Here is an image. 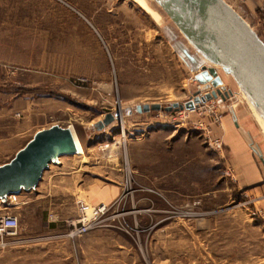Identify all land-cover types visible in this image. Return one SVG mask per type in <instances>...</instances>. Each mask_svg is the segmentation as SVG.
Returning <instances> with one entry per match:
<instances>
[{
    "label": "rangeland",
    "instance_id": "374dc122",
    "mask_svg": "<svg viewBox=\"0 0 264 264\" xmlns=\"http://www.w3.org/2000/svg\"><path fill=\"white\" fill-rule=\"evenodd\" d=\"M137 1L0 0L3 102L72 128L89 147L86 158L65 159L82 168L83 191H115L98 203L79 198L111 209L82 237L70 238L65 223L67 251L32 254L30 245L59 240L21 222L0 238V264H264V165L250 147L264 156V138L250 107L219 70L233 92L225 101L138 114L211 94L196 76L212 65L153 0ZM225 1L241 10L251 0ZM109 114L115 122L99 132ZM164 127L189 134L175 142L164 133L166 145L130 156L131 139Z\"/></svg>",
    "mask_w": 264,
    "mask_h": 264
},
{
    "label": "water",
    "instance_id": "95a60500",
    "mask_svg": "<svg viewBox=\"0 0 264 264\" xmlns=\"http://www.w3.org/2000/svg\"><path fill=\"white\" fill-rule=\"evenodd\" d=\"M154 1L194 49L212 65L203 66L202 72L196 76L204 90L212 91L205 97L197 92L186 103H175L166 108L160 104L138 106L136 112L193 111L213 99L225 101L233 92L224 87L219 75L222 70L235 79L264 113V41L246 20L225 0ZM114 122L115 117L109 114L96 128L101 132ZM251 149L264 165L263 153L253 145ZM76 155L71 128L55 125L38 132L14 159L0 167V200L36 189L51 165L58 164L62 157Z\"/></svg>",
    "mask_w": 264,
    "mask_h": 264
},
{
    "label": "crops",
    "instance_id": "0c3cea01",
    "mask_svg": "<svg viewBox=\"0 0 264 264\" xmlns=\"http://www.w3.org/2000/svg\"><path fill=\"white\" fill-rule=\"evenodd\" d=\"M236 11L264 41V0H251L246 7ZM3 96L6 98L8 94H2L0 91V167L14 159L17 153L21 151L38 132L50 128L40 120L37 122L33 121L27 115H23L22 117V114H25V110L20 107V102H16L15 104L14 100L13 103H10L8 100L3 102ZM17 114H21V116L18 117ZM236 123L238 122H235V124ZM53 126L55 125L51 127ZM236 127L239 128L240 126L236 125ZM187 132V129L180 131L164 127L141 139H131L133 142L129 145L130 156L134 157V154L139 149L145 150L156 147L159 143H161L162 146L166 145L167 137H165L164 133H169L171 135L170 138L177 142L183 135H188L189 132ZM80 142L85 149L83 155L60 158L58 164L51 165L49 170L44 173L36 189L28 192L23 191L21 194L9 198L8 200L11 203L10 208H5L0 203V212L5 213L7 211H14L20 223L37 225V223L41 221L43 226L40 231L32 229L34 226L31 225L28 232L39 233L44 231L48 235H53V237L49 239L59 240L56 242L51 240L42 241V243L30 245L29 248L31 250L29 251L32 254H35L36 251L41 249L42 256L48 257L52 250L49 246L52 244L57 245V251L59 252L67 251L71 248V242L69 238L65 236L67 233V226L64 224L77 215L75 201L81 197H86L89 202L98 203L115 192L105 189L83 191L80 177L82 168L76 164V161H65L67 158H86L89 147L87 148L83 141L80 140ZM82 162L85 163V161ZM83 193H85V195ZM63 258L65 260L69 259L64 256Z\"/></svg>",
    "mask_w": 264,
    "mask_h": 264
},
{
    "label": "built area",
    "instance_id": "2783aa9c",
    "mask_svg": "<svg viewBox=\"0 0 264 264\" xmlns=\"http://www.w3.org/2000/svg\"><path fill=\"white\" fill-rule=\"evenodd\" d=\"M20 117V115H17ZM221 147V145H217ZM109 148V145L105 146V149ZM11 198V197H10ZM9 199V198H8ZM0 203L5 208H10L11 203L9 200H0ZM77 215L76 219H70L66 222L70 229L69 237H82L89 233V231L102 223L106 215L111 209V206L106 203H100L98 205H91L85 200L78 199L76 201ZM20 229L19 218L10 213L0 212V238L16 236Z\"/></svg>",
    "mask_w": 264,
    "mask_h": 264
},
{
    "label": "bare ground",
    "instance_id": "6f19581e",
    "mask_svg": "<svg viewBox=\"0 0 264 264\" xmlns=\"http://www.w3.org/2000/svg\"><path fill=\"white\" fill-rule=\"evenodd\" d=\"M154 1V0H153ZM139 3V0L137 1ZM155 2V1H154ZM156 3V2H155ZM157 4V3H156ZM158 5V4H157ZM159 6V5H158ZM150 10V9H148ZM163 19V17H162ZM215 67V66H214ZM223 73V72H222ZM230 79L234 80L235 79L230 75L229 76ZM223 80V79H222ZM232 81V82H234ZM223 84H224V81H223ZM237 84V83H236ZM224 87H225V84H224ZM237 87L239 89V93L243 96V98L246 100L247 104L249 105L250 107V111L258 125V127L260 128V131H261V134L264 138V113L263 111L255 104V102L243 91V89L237 84ZM221 89V87L219 88ZM204 94V93H203ZM198 108V107H197ZM196 108V109H197ZM195 111V110H193ZM193 111H189V112H193ZM122 122V121H121ZM125 123V122H124ZM124 126V125H123ZM122 126V127H123ZM71 130L73 131V134H74V137H75V141H76V147H77V152H78V155H82L84 153V149H83V146L80 142V140L78 139V136L76 134V132L71 128ZM123 133H125L124 129L122 130ZM255 148L258 149V151H261V149H259V147H257L256 145H253ZM262 152V151H261Z\"/></svg>",
    "mask_w": 264,
    "mask_h": 264
}]
</instances>
